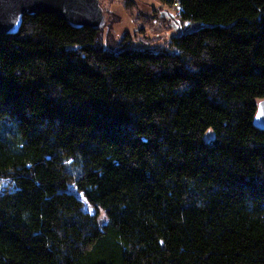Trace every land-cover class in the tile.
I'll list each match as a JSON object with an SVG mask.
<instances>
[{"label": "trees", "instance_id": "trees-1", "mask_svg": "<svg viewBox=\"0 0 264 264\" xmlns=\"http://www.w3.org/2000/svg\"><path fill=\"white\" fill-rule=\"evenodd\" d=\"M159 1L197 29L0 35V264H264V0Z\"/></svg>", "mask_w": 264, "mask_h": 264}, {"label": "rangeland", "instance_id": "rangeland-1", "mask_svg": "<svg viewBox=\"0 0 264 264\" xmlns=\"http://www.w3.org/2000/svg\"><path fill=\"white\" fill-rule=\"evenodd\" d=\"M100 4L106 21L100 40L107 47L123 42L132 48H156L167 45L172 36L197 29L180 21L177 6L159 0H100Z\"/></svg>", "mask_w": 264, "mask_h": 264}, {"label": "water", "instance_id": "water-1", "mask_svg": "<svg viewBox=\"0 0 264 264\" xmlns=\"http://www.w3.org/2000/svg\"><path fill=\"white\" fill-rule=\"evenodd\" d=\"M47 13L75 27L98 28L105 18L100 0H0V35H15L25 16ZM254 125L264 130V101L258 104Z\"/></svg>", "mask_w": 264, "mask_h": 264}]
</instances>
